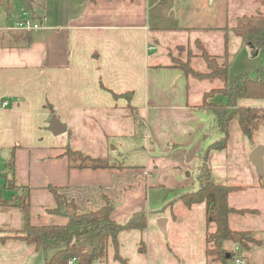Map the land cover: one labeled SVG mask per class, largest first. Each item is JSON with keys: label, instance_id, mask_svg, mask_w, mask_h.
Instances as JSON below:
<instances>
[{"label": "crops", "instance_id": "obj_1", "mask_svg": "<svg viewBox=\"0 0 264 264\" xmlns=\"http://www.w3.org/2000/svg\"><path fill=\"white\" fill-rule=\"evenodd\" d=\"M237 1L233 5L231 0H97L77 12L80 0H47L46 13L52 19L32 31L17 28L24 11L0 5V174L3 178L10 175L9 179L21 186L9 189L11 194L28 195L30 202L24 225L14 223V209L19 206L0 204L4 215L0 219L1 247L11 250L4 253L0 248V264H12L8 263L12 258L15 264H27L29 259L31 264H45L44 252L6 236L25 229L29 222L69 221L65 214L50 212L57 200L49 186L75 202L80 213L99 209L110 198L113 218L122 224L134 213H149L198 186L205 151L224 136L216 114L201 105L204 94L221 87L223 80L199 79L171 67V48L166 44L178 33H225L222 49L216 54L210 51L208 37L199 36L196 44L199 40L220 59L229 54L230 78L240 71L257 75L264 52L231 31L245 14V7ZM163 43L165 50L154 53ZM240 53L246 64L236 69ZM202 64L205 61L197 66ZM128 91H134L131 103L144 116L136 121H143L149 133L146 161L130 165L118 162L123 167L116 168L70 167L64 154L67 146L116 161L118 153L112 155L108 150L109 136L123 135L118 131L130 127L132 118L125 108L128 99L115 94ZM221 95L217 93L210 100L225 104L227 98ZM5 100L7 105H3ZM249 100L247 105L264 106V98ZM53 113L66 126L65 132L55 134L50 129ZM250 140L254 148L264 146V127ZM243 145L248 150L245 142ZM225 149L209 154L213 178L220 184L244 187L231 194L230 203L255 212L232 214L230 225L259 239L260 244L247 250L263 257L264 170L259 173L246 160L240 168V183H226L230 172ZM13 156L14 170L9 165ZM195 207H205L206 213L205 202L188 210ZM235 215H240V229L235 226ZM76 242L91 251L97 236L84 235ZM248 264H252L250 260Z\"/></svg>", "mask_w": 264, "mask_h": 264}, {"label": "trees", "instance_id": "obj_2", "mask_svg": "<svg viewBox=\"0 0 264 264\" xmlns=\"http://www.w3.org/2000/svg\"><path fill=\"white\" fill-rule=\"evenodd\" d=\"M94 3L97 0H87ZM257 12L251 15H243L237 19L231 31L236 34L242 42L264 52V0H257ZM12 4L24 11L28 18L42 22L45 19L47 0H3L0 5L10 6ZM23 12V13H24ZM202 50V57L206 64V71L195 68L191 60L172 58L171 67L182 69L186 75L199 79H221L223 85L213 88L204 94L201 108L209 109L218 118L224 136L212 143L205 151L204 160L198 169L199 184L196 188L182 192L179 199L187 208L194 204L206 203L205 220L208 225H213L209 231L206 254L213 257L222 264H227L228 254H233L225 246L226 241L235 240L242 249H250L252 244H260V240L253 237L250 231L235 230L230 225L232 214H245L255 212L251 208H236L230 203V196L244 187L232 184H220L213 178L212 168L208 162L212 150H223L229 144L230 123L238 122L240 130L249 139H253L255 133L264 127V106L243 105L241 99H263L264 98V63L259 68L257 75L241 73L230 78L232 58L226 54L224 59L219 60L218 55L210 54L204 45L198 40ZM224 94L227 98L225 104L210 100L215 94ZM116 96H124L128 99L125 106L128 116L133 121L143 120L140 108L131 103L134 91H128ZM69 160L70 167L74 168H116L123 167L117 161H110L108 156H93L80 149L67 146L64 153ZM14 170V156L9 163ZM264 187V183L261 184ZM6 188L15 190L19 186L14 178L6 181ZM55 195L57 206L50 210L51 213L65 214L69 221L65 224H32L22 230H14L6 237L19 239L34 245L37 251L45 254V264H69L72 259L75 264H109V252L113 251V257L119 264H128L127 259L120 253L119 235L124 230L139 229L144 231L148 226V212L145 210L133 214L127 223H119L113 218L114 203L107 198L106 204L99 209L80 213L76 204L62 194L55 186H49ZM0 204L19 206L30 211L28 195L12 194L10 198L0 197ZM69 210H74L69 214ZM7 233V232H6ZM96 234L97 243L91 251L77 244L76 240L84 235ZM240 239V240H239Z\"/></svg>", "mask_w": 264, "mask_h": 264}, {"label": "rangeland", "instance_id": "obj_3", "mask_svg": "<svg viewBox=\"0 0 264 264\" xmlns=\"http://www.w3.org/2000/svg\"><path fill=\"white\" fill-rule=\"evenodd\" d=\"M232 4L235 5L237 0H231ZM85 2V3H84ZM245 9L244 15H251L257 12L258 2L257 0H240L239 1ZM87 0H80V4L76 11H84ZM256 5V6H255ZM255 6L253 9L252 7ZM51 9V7H50ZM12 10L17 12L18 7L12 4ZM47 16V17H46ZM50 13L45 14V20L42 23H48L51 21ZM225 33H211L206 31H191L178 33V35L171 36L172 38L166 45L171 48V56L169 59L172 61L173 56L181 58L183 60H191L194 67L199 70L206 71V65L202 64L200 67L197 66L198 63L204 61L202 57V50L199 44H196V40L199 36L208 37L210 46V51L216 54L217 50H221L224 43ZM186 44V45H182ZM163 45V46H162ZM159 45L157 51L165 50L166 46L164 43ZM236 63V69L238 66L246 64L244 55H241ZM224 59V58H223ZM219 60H222L219 58ZM250 64V63H249ZM235 69V70H236ZM241 74V71H240ZM232 79V78H231ZM207 86V83H205ZM196 89V87L194 88ZM223 98L226 97L224 94L221 95ZM251 102L249 99H241L240 104L247 105ZM145 112V111H144ZM97 126H93L92 129L96 130ZM92 129H90L92 131ZM119 133H124L123 135L111 134L108 140V150L112 153H118L115 156L117 162H124L127 165L139 164L146 161V148L149 133L147 132L146 124L143 121H133L132 125H128L120 129ZM117 133V132H116ZM81 136H84L79 132ZM230 143L225 149L228 154V170L230 172V178L225 182L229 183H240V168L243 167L248 160L250 163L251 154L254 148V143L252 140L247 139L243 136L242 131L236 120L230 123ZM245 142L249 147L246 150L243 145ZM118 145L119 148L115 146ZM123 154H120V153ZM113 155V154H112ZM110 159V158H109ZM110 161H113L110 159ZM251 164H254L253 162ZM257 170V169H256ZM0 174V197L10 198L12 196L11 191L5 188L4 182L9 180V177ZM19 193V192H18ZM11 195V196H10ZM10 196V197H8ZM173 196V194L171 195ZM17 207V206H16ZM14 223L20 222V225L25 224V218L27 213L24 208L18 207L14 209ZM25 211V212H24ZM20 212V213H19ZM11 214V213H10ZM4 217L0 213V219ZM11 217V216H10ZM166 218V233L159 227V219ZM235 226L240 229V215H235ZM213 225H208L205 220V207H195V209L188 210V208L183 204V202L174 196L167 200L158 209L150 210L148 213V226L142 231L139 229L124 230L119 235L120 241V253L123 257L127 259L128 264H206L207 261L210 264H214L217 261L206 254V248L210 245L207 238L209 236L208 232L213 230ZM3 231H0V236ZM1 240V239H0ZM254 245V244H252ZM225 246L233 254L228 258L227 264H235V256L244 257L249 263L252 264L262 263L264 261V256L261 257V253L255 252L251 253L250 250L242 249L235 250L236 247L240 248V245L235 241H226ZM2 252H10V248L6 249L1 247ZM260 250V248L258 249ZM8 263L15 264V260L12 258ZM27 264H31V259H29ZM113 257V251L109 252V264H117Z\"/></svg>", "mask_w": 264, "mask_h": 264}, {"label": "water", "instance_id": "obj_4", "mask_svg": "<svg viewBox=\"0 0 264 264\" xmlns=\"http://www.w3.org/2000/svg\"><path fill=\"white\" fill-rule=\"evenodd\" d=\"M212 1V0H211ZM50 129L55 133V134H60L66 131V126L62 124V122L59 120L57 115L53 113L52 118L50 120ZM264 146L258 145L251 154V160L256 166V169L259 173H263L264 170ZM69 214H73L74 210H69ZM166 224H167V219L166 218H161L159 219V227L163 232L166 233ZM240 240V239H239ZM228 257H231V254H228Z\"/></svg>", "mask_w": 264, "mask_h": 264}, {"label": "built area", "instance_id": "obj_5", "mask_svg": "<svg viewBox=\"0 0 264 264\" xmlns=\"http://www.w3.org/2000/svg\"><path fill=\"white\" fill-rule=\"evenodd\" d=\"M23 15H25L24 19L18 23L17 28L26 29L29 31L43 28L42 22L31 20L30 18H28L27 14L25 12L23 13ZM152 48L153 47L150 46V49H152ZM7 103H8V101L5 100L3 105H7ZM235 250L239 251L240 248L236 247ZM75 260L76 259H72L69 264H73L75 262ZM234 263L235 264H248L247 260H245L244 257H241V256H235Z\"/></svg>", "mask_w": 264, "mask_h": 264}]
</instances>
